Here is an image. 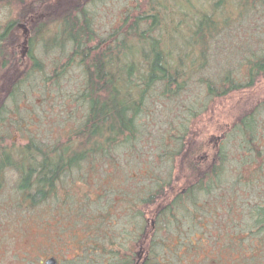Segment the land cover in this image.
Instances as JSON below:
<instances>
[{"label": "trees", "instance_id": "16d2710c", "mask_svg": "<svg viewBox=\"0 0 264 264\" xmlns=\"http://www.w3.org/2000/svg\"><path fill=\"white\" fill-rule=\"evenodd\" d=\"M153 1L150 9L124 15L107 36H99L83 0H0L5 8L17 4L20 9L6 27L0 24V73L10 63L15 66L0 74V224L12 211L20 218L37 215L42 223L67 216L60 226L67 235L62 250L51 254L58 264H264V98L229 126L215 159L207 163L196 160L191 152L197 150L188 145L192 119L200 113L191 102L177 116L181 121H171L160 137L147 119L156 98L165 103L198 83L214 100L264 78V0H234L236 13L225 11L230 0H213L211 10L195 23L187 20L190 0H181V7L177 0ZM255 17L262 20V30L258 49L241 63L243 75L232 68L216 78L203 74L217 35L235 21L244 25ZM21 19L30 25L34 56L24 61L5 47L13 45L9 35ZM160 25L170 31L156 36ZM46 31L53 37L45 39ZM178 37L180 45L174 43ZM37 41L44 42V49L54 42L62 50L72 47L69 62L77 61L85 75L77 93L85 116L69 127L66 139L61 133L32 134L18 143L7 134L16 119L8 104L13 101L20 109L24 85L44 66L32 49ZM251 44L246 38L242 46ZM49 80L45 73L42 87ZM153 139L159 141L156 148ZM140 149L145 157L138 159ZM118 155L137 157L140 167L119 170ZM9 169L18 178L12 192L5 193ZM99 170L102 189L92 194ZM176 175H185V187L171 197L167 190ZM85 183L90 186L79 194L77 186ZM37 205L47 210V220L36 211L21 214V208L31 211ZM30 257L22 263L32 264Z\"/></svg>", "mask_w": 264, "mask_h": 264}, {"label": "rangeland", "instance_id": "374dc122", "mask_svg": "<svg viewBox=\"0 0 264 264\" xmlns=\"http://www.w3.org/2000/svg\"><path fill=\"white\" fill-rule=\"evenodd\" d=\"M162 1L164 0H161V2ZM212 2L213 0L187 1V8H185L188 12L187 20H191L192 23H195L196 19L204 13V10L207 12L211 10ZM151 3H154V1L83 0L81 4L90 10V12L88 11L90 13H88V15L92 19L93 28L96 29L98 35L107 36L110 31L119 25L124 15L131 13L132 16H134L141 10H148L150 9ZM177 3L181 7V0H177ZM3 4L4 3H0L1 29L6 27L5 22H7L8 19L11 17L17 18V15L20 13L19 5L13 4V6L11 5L12 8H5ZM48 6L49 5L46 4L44 8ZM225 11L235 13L238 11L237 4L234 0H230V2L227 3ZM7 14L8 16H6ZM255 21L251 20L249 24L244 25L235 21L230 27L226 28V31L219 33L217 35L219 36V40L215 42L213 50H210L206 66L202 70V73L216 78L225 69L232 68L236 71V74L240 73L243 75L246 67L241 65V63L245 59V55H248L251 50L258 49L259 40L257 38L260 36L262 30L260 27L262 26V20L256 18ZM22 24H25L26 29H28V37L31 35L28 21L24 19L18 20L13 34L9 35L12 36L13 45H5V47L6 49H12V52L14 51L15 54L24 61L29 60V55L27 54L29 41L28 37L26 38L25 27H23ZM185 26L187 25L183 26L186 29ZM160 31L167 33L170 30H166L163 28V25H160L154 34L157 36ZM41 35L42 33H39L35 38L40 39ZM48 37L52 38L53 32L48 33V31H46L45 39ZM246 38L251 39L252 42L249 48L247 46H242ZM50 42H53V39H51ZM96 42L97 39H94L88 45H94ZM174 43L180 45L183 41L178 37L177 41ZM43 44L44 42L37 41L32 47L33 52L36 54V58L40 56L44 63L41 70L43 73H41V71L34 72L30 82L28 81V84L24 85V90L21 91V95H19L18 99L21 104L19 110L15 109L13 101H10L8 104V108L10 109L9 112L11 115L13 114V116H16V119L12 122L15 126H13L7 134L13 136L10 140L14 139L18 143L28 140L29 135L31 136L32 134L47 138L61 133L62 138L66 139L69 127L85 116L86 105L82 104V101L79 102V100H77V93L84 84L85 75L82 71V66L78 65V63H76L77 61L74 63L69 62L68 54L72 47L66 46L65 50H62L60 47L61 43L55 44L54 42V44H52L53 48L44 49ZM133 54H137L136 50H134ZM31 63L32 61L29 62V64ZM11 65L12 63L2 68L0 74H7L10 73L12 69H15V66L12 65L13 68ZM18 69L19 73L17 72V75L22 71V66H17L16 71ZM56 71L63 72L53 77ZM45 73L50 77V80L46 87H42L41 80L42 77H45ZM204 87L203 84L198 83L197 86L194 85L191 91H186L181 97L165 100V103L156 98L151 115L147 119L148 121L150 120L149 123L154 124L153 132L155 135L160 137V133L168 127L171 121L175 123L181 121L182 118L180 119V117L177 116L185 109L183 106L191 102V104L188 105H193L195 110L200 111V113L199 116L192 119L188 145H190L192 149L197 150L195 153L191 152L194 157H196V160L207 163L215 159L217 149L221 145L225 137L224 133L228 130L229 126L241 114L251 109L259 100L264 98V78L259 79L256 84L250 88L234 90L214 100L205 95ZM205 104L208 106L206 110L204 109ZM18 126L24 128H21V131H19L16 128ZM158 144V140H152V146L156 148ZM234 147V144H231V148ZM135 154H140L136 155L138 159L145 157L143 149H140ZM137 157L129 155L127 158L126 155H118L117 161L118 168H120L119 170L129 172V165L140 167L138 163L139 160L136 159ZM104 164L107 165L110 164V162H105ZM102 171L103 170L96 171L95 186L98 187L92 194H97L98 191L102 189L103 182H97L99 174ZM115 171L116 170H113L110 173H115ZM7 173L8 184L4 190L5 193L12 192V187L15 186L16 179L18 178L16 171L12 169H9ZM122 174H125V172L120 173L119 175L121 177H119L124 179ZM184 178H178V175H176L175 181L172 183V186L170 185L168 187L169 190H167V193L171 197L184 191ZM68 180L72 181V178H68ZM89 180L92 181L93 176H90ZM85 184L86 185L83 187H78L76 185L77 190H80V192H78L79 194L83 193V190L90 186V184ZM111 197H114V194H112ZM20 211L21 214H34L35 211L36 213L40 212L44 219H46L44 215H47V210L44 209L42 205H37V207L31 211L22 208ZM16 213L17 212L12 211L7 214L6 218L3 219L0 224V264H23L22 260H24L27 255L32 257L29 258L31 261L29 263L45 264V259L49 257V255L60 253L63 239L67 237V235L61 233L60 226L66 223L67 216H65L61 222L58 218H50V221L42 223L39 222L40 217L37 215L27 216L26 214L24 217L22 216V218H20L21 215ZM13 214H16L17 218H14L13 216L15 215ZM54 220H57V224ZM60 233L63 236L60 235ZM45 249L48 251L45 252ZM141 255H143V252ZM141 258V256L138 257L137 262H140L139 260H141Z\"/></svg>", "mask_w": 264, "mask_h": 264}, {"label": "water", "instance_id": "95a60500", "mask_svg": "<svg viewBox=\"0 0 264 264\" xmlns=\"http://www.w3.org/2000/svg\"><path fill=\"white\" fill-rule=\"evenodd\" d=\"M25 27L26 38L28 37V29H26V25L22 24ZM45 264H58V258L55 255H51L45 259Z\"/></svg>", "mask_w": 264, "mask_h": 264}, {"label": "flooded vegetation", "instance_id": "af4514ba", "mask_svg": "<svg viewBox=\"0 0 264 264\" xmlns=\"http://www.w3.org/2000/svg\"><path fill=\"white\" fill-rule=\"evenodd\" d=\"M27 50H28L27 54L29 55V58L34 57V56L31 54L30 46L27 47Z\"/></svg>", "mask_w": 264, "mask_h": 264}]
</instances>
